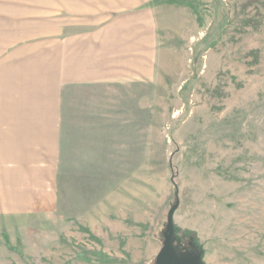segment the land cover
I'll use <instances>...</instances> for the list:
<instances>
[{
  "label": "rangeland",
  "instance_id": "obj_1",
  "mask_svg": "<svg viewBox=\"0 0 264 264\" xmlns=\"http://www.w3.org/2000/svg\"><path fill=\"white\" fill-rule=\"evenodd\" d=\"M62 1L0 0V35L47 33ZM151 8V78L61 167L53 207L0 205V264H153L174 185L179 261L264 264V0Z\"/></svg>",
  "mask_w": 264,
  "mask_h": 264
},
{
  "label": "crops",
  "instance_id": "obj_2",
  "mask_svg": "<svg viewBox=\"0 0 264 264\" xmlns=\"http://www.w3.org/2000/svg\"><path fill=\"white\" fill-rule=\"evenodd\" d=\"M152 4L64 0L47 33L0 35V205L49 210L61 167L111 133L121 94L151 78Z\"/></svg>",
  "mask_w": 264,
  "mask_h": 264
},
{
  "label": "water",
  "instance_id": "obj_3",
  "mask_svg": "<svg viewBox=\"0 0 264 264\" xmlns=\"http://www.w3.org/2000/svg\"><path fill=\"white\" fill-rule=\"evenodd\" d=\"M171 161H170V167H171ZM173 183V179L171 180ZM174 185V183H173ZM175 188V204L170 209L167 223L165 227V232L163 234V244L160 252L156 256L155 264H201L199 257H192L190 259H183L182 261H179L178 255L179 250L177 246H175V236H174V225H173V217L175 211L179 207V198H178V190L177 187L174 185Z\"/></svg>",
  "mask_w": 264,
  "mask_h": 264
},
{
  "label": "trees",
  "instance_id": "obj_4",
  "mask_svg": "<svg viewBox=\"0 0 264 264\" xmlns=\"http://www.w3.org/2000/svg\"><path fill=\"white\" fill-rule=\"evenodd\" d=\"M164 230H165V229H164ZM153 264H155V262H154Z\"/></svg>",
  "mask_w": 264,
  "mask_h": 264
}]
</instances>
